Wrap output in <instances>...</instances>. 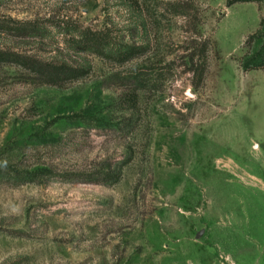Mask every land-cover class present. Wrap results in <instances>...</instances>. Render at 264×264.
Segmentation results:
<instances>
[{"label": "rangeland", "instance_id": "obj_1", "mask_svg": "<svg viewBox=\"0 0 264 264\" xmlns=\"http://www.w3.org/2000/svg\"><path fill=\"white\" fill-rule=\"evenodd\" d=\"M134 1L148 53L116 65L71 55L60 32L127 40L134 6L0 0L7 25L46 29L0 34V50L90 66L57 88L0 65V264H264V68L240 67L264 0ZM195 12L210 41L201 82Z\"/></svg>", "mask_w": 264, "mask_h": 264}, {"label": "trees", "instance_id": "obj_2", "mask_svg": "<svg viewBox=\"0 0 264 264\" xmlns=\"http://www.w3.org/2000/svg\"><path fill=\"white\" fill-rule=\"evenodd\" d=\"M123 1L125 4H129L131 8L134 6L138 13L136 24L128 30L127 36L131 42L123 37L121 39L111 37V33L105 29L97 31L90 28L65 27L60 33L67 37L66 42L71 55L76 56L84 53L86 55H94L116 65H122L144 57L148 53L146 44L143 42L137 43L134 40V38H139L143 34L146 35L147 31L141 8L134 0ZM251 1L253 0H230L227 6ZM200 23L199 13L195 12L194 57H196V60L191 64L193 67L190 70H192L194 77L199 82L204 79L206 71L205 58L210 49V41L204 39L198 30ZM0 34L16 37L24 41H33L46 36V29L38 21L14 22L9 26L3 19H0ZM244 49L246 53L240 63L243 71L247 72L264 68V21H261L259 30L247 39ZM2 64L15 66L26 72L30 78L46 86L57 88L86 77L90 71V66L85 62L82 64L45 62L24 54L0 50V65ZM147 77L148 75H138L134 80L139 87H143L148 82ZM106 176L102 179L106 184H114L118 181L117 176L112 179Z\"/></svg>", "mask_w": 264, "mask_h": 264}, {"label": "water", "instance_id": "obj_3", "mask_svg": "<svg viewBox=\"0 0 264 264\" xmlns=\"http://www.w3.org/2000/svg\"><path fill=\"white\" fill-rule=\"evenodd\" d=\"M198 236H200V235H198Z\"/></svg>", "mask_w": 264, "mask_h": 264}]
</instances>
